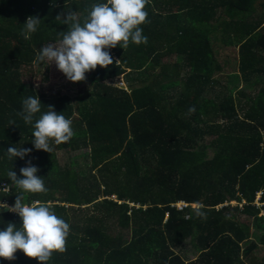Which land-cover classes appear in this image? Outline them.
Masks as SVG:
<instances>
[{"label":"trees","instance_id":"obj_1","mask_svg":"<svg viewBox=\"0 0 264 264\" xmlns=\"http://www.w3.org/2000/svg\"><path fill=\"white\" fill-rule=\"evenodd\" d=\"M96 3L106 0H0V203L14 205L7 172L22 178L31 160L48 191L24 202H49L70 225L66 251L48 264H264V0H151L147 44L109 49L113 64L97 66L77 96L26 82L46 63L35 61L40 48L67 30L56 17L83 22ZM29 16L41 22L26 39ZM225 46L237 57L223 60ZM35 95L42 112L54 106L73 122L75 135L51 153L34 148L17 115ZM10 146L32 151L10 160ZM84 149L83 163L58 155ZM5 210L0 230L19 227ZM15 256L0 264H39Z\"/></svg>","mask_w":264,"mask_h":264},{"label":"clouds","instance_id":"obj_2","mask_svg":"<svg viewBox=\"0 0 264 264\" xmlns=\"http://www.w3.org/2000/svg\"><path fill=\"white\" fill-rule=\"evenodd\" d=\"M151 0H106L96 3L81 22L76 12L69 11L66 17L58 15L56 20L66 24L67 30L62 38L40 48L35 57L37 63H55L57 69L73 82L86 80V73L100 66L107 68L113 64L109 49L117 46L126 49L130 43L147 44L148 37L143 34L141 25L148 23L146 5ZM41 20L29 16L24 23L22 35L26 39L38 30ZM119 61V60H118ZM116 61V64L118 63ZM42 103L38 95L29 96L22 101V110L17 113L24 123L32 125V141L36 150L51 153L52 144L69 142L75 135L72 120L63 113H57L54 106H47L42 112ZM194 112V108L189 109ZM37 114L39 116L37 117ZM14 124V122H10ZM32 150L23 146H10L7 149L10 160L19 157L24 159ZM39 169L32 165L20 169L22 178H18L13 170L7 172V178L16 186L14 205L0 203V209L19 215L21 222H8L0 230V258L15 260V253L20 250L28 258L36 259L39 264H48L54 253L66 251V242L70 234V225L59 217L51 203L34 201L24 202V193H46L44 177L38 176ZM204 206L196 202L193 206L198 217L205 216Z\"/></svg>","mask_w":264,"mask_h":264},{"label":"rangeland","instance_id":"obj_3","mask_svg":"<svg viewBox=\"0 0 264 264\" xmlns=\"http://www.w3.org/2000/svg\"><path fill=\"white\" fill-rule=\"evenodd\" d=\"M224 55L221 53V57L224 60V56H227L229 58H235L237 57L238 54V48L236 47H226L224 48ZM93 72L90 71L86 73V82H90L89 78L93 77ZM91 76V77H90ZM120 83L124 84L123 86L126 87L128 86L127 81H124L125 77H121ZM24 80L26 82H31L35 84L37 88L42 90V92H45L49 95H56V94H61L63 96L67 95L71 98L77 96L79 92H81L85 87H86V82L85 83H80L76 82L73 83L69 81L65 75L59 71L55 65V63L49 64L47 66V62L41 66V67H36V68H29L27 70V73L24 77ZM207 140H209L207 138ZM88 152V149H84L82 151L78 152H69V156H66L65 152H61L58 155L63 156L65 159L70 160V161H78V163H83L84 162V154ZM74 169H76V163H74ZM261 195V193H260ZM115 198V196L113 197ZM259 200V197L258 199ZM7 205L11 206V203H6ZM232 204L236 205L237 202H232ZM261 207V204H258ZM264 210H262V215H263ZM252 238L255 240H259L258 238V233L256 228L252 227ZM187 253L186 258L187 259H194L196 257V254L194 251L191 249L187 248L185 249ZM257 256L258 257H264V248H259L257 251Z\"/></svg>","mask_w":264,"mask_h":264},{"label":"built area","instance_id":"obj_4","mask_svg":"<svg viewBox=\"0 0 264 264\" xmlns=\"http://www.w3.org/2000/svg\"><path fill=\"white\" fill-rule=\"evenodd\" d=\"M176 205H177V207H178L179 209H183L184 207H187V206H188V205L185 204L184 202H179V203H177Z\"/></svg>","mask_w":264,"mask_h":264},{"label":"water","instance_id":"obj_5","mask_svg":"<svg viewBox=\"0 0 264 264\" xmlns=\"http://www.w3.org/2000/svg\"><path fill=\"white\" fill-rule=\"evenodd\" d=\"M5 211H7V209Z\"/></svg>","mask_w":264,"mask_h":264}]
</instances>
